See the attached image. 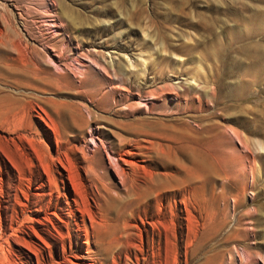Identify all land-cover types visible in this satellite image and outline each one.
Instances as JSON below:
<instances>
[{
    "label": "rangeland",
    "instance_id": "obj_1",
    "mask_svg": "<svg viewBox=\"0 0 264 264\" xmlns=\"http://www.w3.org/2000/svg\"><path fill=\"white\" fill-rule=\"evenodd\" d=\"M0 264H264V0H0Z\"/></svg>",
    "mask_w": 264,
    "mask_h": 264
},
{
    "label": "bare ground",
    "instance_id": "obj_2",
    "mask_svg": "<svg viewBox=\"0 0 264 264\" xmlns=\"http://www.w3.org/2000/svg\"><path fill=\"white\" fill-rule=\"evenodd\" d=\"M48 22H49L48 24L50 26L57 27V24L54 22L53 19L48 20ZM111 69H112V72H113L115 79L122 82L123 81L122 77L117 73L116 69L115 68H111ZM191 79L196 81L194 78H191ZM164 90H167L168 92H164L163 95L174 96L175 100L177 101L176 104L178 105L177 106L178 108L182 107V109L185 112H196L199 109V107H201V106H198L195 104L196 101L198 104L201 105L204 99H208V97H207L208 93L212 90V88L209 91V87L206 85H201L199 83L198 86L195 87V86H192L190 84L182 82L179 85L170 84L165 89H161V91H164ZM217 92H218V88L217 87L215 88V82H214V106L215 107L218 106V97L219 96H218ZM210 94L211 93H209V96H210ZM151 95H153V96L157 95L158 96L159 94L158 93L153 94V92H152ZM203 130H204V128H201L200 131H203ZM192 131H194V130L192 129ZM194 132L198 133V131H196V130ZM243 145H245V143ZM247 149H248V146H247Z\"/></svg>",
    "mask_w": 264,
    "mask_h": 264
}]
</instances>
